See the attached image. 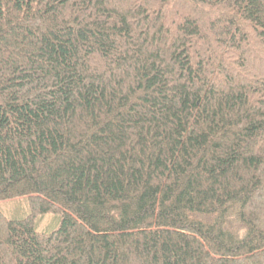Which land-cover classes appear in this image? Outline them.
<instances>
[{
    "label": "trees",
    "instance_id": "1",
    "mask_svg": "<svg viewBox=\"0 0 264 264\" xmlns=\"http://www.w3.org/2000/svg\"><path fill=\"white\" fill-rule=\"evenodd\" d=\"M0 264H264V0H0Z\"/></svg>",
    "mask_w": 264,
    "mask_h": 264
},
{
    "label": "rangeland",
    "instance_id": "2",
    "mask_svg": "<svg viewBox=\"0 0 264 264\" xmlns=\"http://www.w3.org/2000/svg\"><path fill=\"white\" fill-rule=\"evenodd\" d=\"M27 201L22 198H17L14 200L6 201L2 204V209L9 217H13L15 215H19L20 213L15 210V208L20 207L22 211H26L27 209ZM55 217L54 215L48 214L42 217L37 222V229L39 231H49L55 226Z\"/></svg>",
    "mask_w": 264,
    "mask_h": 264
}]
</instances>
